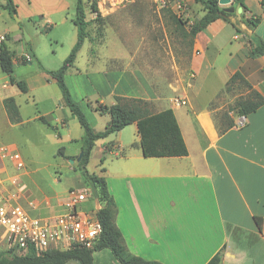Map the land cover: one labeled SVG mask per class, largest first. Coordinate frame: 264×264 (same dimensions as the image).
Segmentation results:
<instances>
[{
  "label": "crops",
  "instance_id": "obj_1",
  "mask_svg": "<svg viewBox=\"0 0 264 264\" xmlns=\"http://www.w3.org/2000/svg\"><path fill=\"white\" fill-rule=\"evenodd\" d=\"M245 4V15L258 17L259 24L249 27L241 23V31H236L231 23L216 19L197 32L189 62L193 78L178 94L185 97L187 103L174 106L169 101L156 110H173L187 148L186 155L143 156L136 123L127 125L133 128V138H128L125 126L97 140L91 150L89 161L92 158L100 161L101 157L104 160L107 153L117 159L113 171L102 167V174L97 175L106 180L116 206L115 224L131 254L163 264H206L217 253L220 255L218 264H264V104L244 116L229 107L248 91L237 82L230 91H224L231 75L239 72L264 98V56L248 55L251 38L264 40V0H245ZM1 10L5 27H0V34L6 36L3 42L13 54L14 65L11 74L0 69L4 73L0 75V147L19 153L20 138L26 142L30 138L23 129L34 124L42 137L50 133L60 145L58 150L61 148L64 155L75 159L81 152L82 129L71 132L73 115L63 103L56 82L43 71L35 79L34 74H14L22 58L28 55L24 48L28 41L21 40L22 30H26L24 20L36 23L38 20L32 19L38 16L45 27L53 22L46 17V12L19 14L16 21L6 10ZM57 21V24L65 23L66 18H57ZM19 22L23 23L21 28ZM28 36L31 40L30 33ZM76 38L77 32L67 38L68 49ZM85 44L83 42L77 56ZM73 66L64 77L71 74ZM104 67L95 71L107 78L108 85H112L110 90L103 93L97 82L89 80L93 93L86 96L88 102L94 101V114L103 117L95 130L103 129L109 120L108 114L95 110L97 101L109 105L114 103L115 95L149 101L157 97L145 90L134 72ZM11 77L15 81L25 80L27 91H20L11 83ZM25 95L36 106L28 117L23 115L17 100ZM9 96L18 107L20 120L17 122L9 119L3 105L4 98ZM40 116H45L48 124L41 122ZM241 116L245 117L243 126L238 125ZM63 159L68 161L69 158ZM22 160L23 168L17 169L12 160L0 158V176L5 189L22 194L18 202L24 207L28 208V202L32 201L33 213L46 215L62 211L67 194L44 190L34 177L37 168ZM13 177L18 178L17 189L10 184L9 179ZM94 204L96 202H87L86 206ZM5 247L0 236V251ZM93 264L119 263L109 249L103 248L93 253Z\"/></svg>",
  "mask_w": 264,
  "mask_h": 264
},
{
  "label": "rangeland",
  "instance_id": "obj_2",
  "mask_svg": "<svg viewBox=\"0 0 264 264\" xmlns=\"http://www.w3.org/2000/svg\"><path fill=\"white\" fill-rule=\"evenodd\" d=\"M13 1L18 7V18L19 14L22 16L27 13L46 12V17L53 22L49 27H45L38 16L32 19L38 20L36 23L24 20L26 30L23 29L22 34L24 36L25 31L27 35L30 33L32 36L31 40L24 44V48L32 51L35 57L30 64L20 63L14 74H34L35 79L42 73L37 61L49 70H54L60 67L68 55L70 49L67 38L76 33V27L71 21L76 0ZM83 3L87 21V38L84 40L86 44L78 54L71 74L64 78L73 92V99L80 103V108L94 129L101 125L103 117L96 112L94 114V101L88 102L86 97L87 94L93 93L89 80L97 82L103 93L112 86L108 85L103 74L96 73L95 68L101 69L104 65L107 70L134 72L145 90L157 96L155 101H150L153 111L187 87L189 80L193 78L189 69L192 54L189 29L203 14L200 4L193 0H83ZM93 5L96 8L94 10ZM2 13L1 10L0 27H5ZM61 17H65L66 22L57 24V18ZM88 57L91 59L89 62ZM0 75L4 73L0 71ZM1 83L0 79V88ZM28 97L25 95L17 99L26 117L36 110V106ZM104 117L108 118V115ZM72 118L71 132L74 134V129L81 130V126L75 116ZM125 129L128 138H133L132 126H126ZM23 130L30 138L28 142L20 138L19 142L22 144L19 153L27 165L37 168L34 177L44 190L60 191L62 195H66L71 188H89L76 166L77 162L71 164L58 154L60 145H57V140L50 133L42 137L40 129H36L34 124ZM116 161L115 156L107 153L103 166L98 159L92 158L87 169L96 174H102V167L113 171ZM21 197L22 194L18 201ZM31 214L36 215L33 212Z\"/></svg>",
  "mask_w": 264,
  "mask_h": 264
},
{
  "label": "trees",
  "instance_id": "obj_3",
  "mask_svg": "<svg viewBox=\"0 0 264 264\" xmlns=\"http://www.w3.org/2000/svg\"><path fill=\"white\" fill-rule=\"evenodd\" d=\"M193 1L201 5L203 14L190 26L189 35L191 36L192 43L196 33L216 19H223L231 23L236 31H241L239 27L241 23L249 27H256L259 24L258 17H247L245 15L247 11L245 0H232L230 6L237 4L233 12L226 10L225 6L219 5L218 0ZM237 7L242 8L240 13H237ZM0 8L6 10L11 18L17 15V5L13 0H2ZM92 8L93 10L96 9L95 5ZM71 21L76 27L77 38L60 67L49 70L45 69L39 61L37 62L42 71L56 82L61 92L63 103L69 108L71 114L77 118L81 126L80 151L82 152V156L76 166L80 170L84 182L91 190L93 196L101 204L100 209L97 211V216L102 226V233L92 248L50 249L41 254L31 252L24 255L18 254L14 249L6 248L0 251V264H65L69 261H75L78 264H93V253L103 248L109 249L119 264H163L157 260L146 259L131 254L128 251L121 232L115 224L116 206L108 191L106 180L103 176L89 172L87 164L91 150L97 140L118 132L131 123H136L137 125L143 156L167 157L186 155L187 148L179 125L171 108L153 111L150 101L146 99L115 95L114 103L112 104L107 105L97 101L95 110L100 114H108L109 120L103 129L95 130L87 121L80 106L73 100L64 79L65 72L74 65L77 53L87 38V21L85 19L83 0L75 1V13ZM18 24L21 28V23L19 22ZM21 40L24 41V36L21 37ZM249 43L248 55L250 57L264 56V40L254 36L249 40ZM27 52L30 62H32L35 55L32 51ZM12 56L13 54L8 49L6 43L2 42L0 44V69L8 74H11L13 71ZM27 62L22 58V63ZM10 81L11 83H15L20 91H27L28 88L25 80L15 81L11 77ZM235 82L246 89L248 93L244 97L236 98L229 108H235L239 114L246 116L264 104V98L252 88L251 84L239 72L231 75L225 85L224 91H230ZM3 105L12 122L20 120L18 107L13 97L4 98ZM39 120L48 124V119L45 116H40ZM58 154L63 156V158H74V156L64 155L61 148ZM102 160L103 157L100 158L101 162ZM256 221L260 225L259 219L256 218ZM219 260L220 255L217 253L206 264H218Z\"/></svg>",
  "mask_w": 264,
  "mask_h": 264
},
{
  "label": "built area",
  "instance_id": "obj_4",
  "mask_svg": "<svg viewBox=\"0 0 264 264\" xmlns=\"http://www.w3.org/2000/svg\"><path fill=\"white\" fill-rule=\"evenodd\" d=\"M5 39L6 36L0 34V44ZM24 59L30 61L29 55H25ZM170 103L174 106L185 105L187 99L177 95L170 99ZM244 124L245 117L241 116L238 125ZM0 158L12 160L17 169H22L24 166L20 154L5 146L0 148ZM9 181L16 189L19 187L17 177ZM18 198L17 190L5 189L0 176V236L6 243V248L14 249L20 255L31 252L41 254L50 249L92 248L102 233V226L97 216L101 204L89 188L69 189L63 210L54 214L32 215L33 202L29 201L27 208L18 202ZM87 202H96V204L88 207Z\"/></svg>",
  "mask_w": 264,
  "mask_h": 264
},
{
  "label": "water",
  "instance_id": "obj_5",
  "mask_svg": "<svg viewBox=\"0 0 264 264\" xmlns=\"http://www.w3.org/2000/svg\"><path fill=\"white\" fill-rule=\"evenodd\" d=\"M231 2H232V0H218L219 5L225 6V9H226V10H228V11H230V12H233V11H234V7L237 6V4H233V6H230V5H231ZM227 6H230V7H227ZM236 11H237L238 13H240V12L242 11V8H241V7H237ZM14 19H15L16 21H19V18H18L17 15L14 16ZM23 33H24V40H25V41H28V40H29V36L27 35V33H26L25 31H23ZM81 156H82V152H80V153L75 157V159H73V158H69L68 161H69V163H71V164L74 163V162H78V161L80 160Z\"/></svg>",
  "mask_w": 264,
  "mask_h": 264
}]
</instances>
